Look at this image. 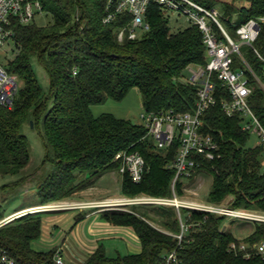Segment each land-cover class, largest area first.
I'll list each match as a JSON object with an SVG mask.
<instances>
[{
    "label": "trees",
    "instance_id": "16d2710c",
    "mask_svg": "<svg viewBox=\"0 0 264 264\" xmlns=\"http://www.w3.org/2000/svg\"><path fill=\"white\" fill-rule=\"evenodd\" d=\"M52 22L40 27L34 22L12 24L15 56L4 67L19 81L12 108L0 105V177H20L0 190H15L33 177L21 175L31 161L30 145L23 133L31 122L45 149L44 164L50 170L36 190V206L71 199L79 191L93 186L103 175L119 171L115 161L121 152L138 153L146 164L141 183L129 175H120L125 198L148 195L173 197L174 163L180 150L177 139L167 150L159 151L144 124L118 119L111 114L95 117L92 107L111 98L123 101L138 89L145 113L193 112L198 91L186 72L191 67H205L209 62L204 34L196 25L172 32L162 9L152 4L146 15L149 30L137 40L119 42L118 32L131 23L130 16L118 15L105 24L108 0H38ZM220 12V22L233 40L237 29L251 19L264 17V0H196ZM222 41L225 38L214 26ZM241 54L264 86V24L253 48L241 47ZM47 75L48 85L37 78L33 64ZM246 67L239 57L233 69ZM252 94L249 105L264 127V89L246 71ZM217 104L202 117V130L214 138L220 157L208 161L194 155V178L206 171L213 178L208 202L219 205L231 197L233 208L264 213V148L248 147L251 133L244 131L242 115L229 117L222 100L231 95L216 82ZM184 183L176 185L182 198ZM26 209V208H22ZM131 212L107 210L102 219L114 227L130 229L139 239L138 254L108 256L100 246L84 264H264L257 254L264 241V225L239 240L226 229L225 217L191 212L175 207L133 206ZM45 213L23 215L0 227V258L6 255L15 264H57V249L40 252L33 248L44 234ZM0 205V222L4 220ZM84 219L81 215L77 222ZM188 227L180 242L182 223ZM152 223L161 225L158 229ZM242 243L247 251H233L231 245ZM176 252V262L168 255ZM251 257L246 258L247 254Z\"/></svg>",
    "mask_w": 264,
    "mask_h": 264
},
{
    "label": "built area",
    "instance_id": "2783aa9c",
    "mask_svg": "<svg viewBox=\"0 0 264 264\" xmlns=\"http://www.w3.org/2000/svg\"><path fill=\"white\" fill-rule=\"evenodd\" d=\"M152 4L158 5L163 12L169 11L188 17L192 25L200 28L204 34V41L208 48L209 62L205 67L189 68V81L197 88L198 99L193 112L175 113H144L141 116L143 124L148 128V135L152 139L155 147L161 150L170 148L175 140L180 141V150L174 163L176 170L175 178L172 182L173 197L159 198L142 195L135 198H123L106 201L102 207L107 210L131 212L133 206L145 207H175L179 212L187 209L191 212H199L207 215L225 217L233 221L248 222L264 225V213L247 209L233 208L230 205H215L210 203L198 204L184 201L176 194V185L191 179L195 169L196 161L194 155L204 157L208 161H214L221 155L219 146L210 135L201 132L203 122L202 117L206 110L217 104L216 82L228 89L231 100H222V107L229 117L242 115L245 118L243 129L258 137V146L264 148V127L256 117L249 105V97L252 94L249 79L246 71H249L260 83L255 73L241 54V47L246 45L253 48L259 37L261 26L264 24V17L251 19L246 24L237 29V40H233L222 23L220 22V12L216 9H208L196 0H108L106 6L105 24L113 22L118 15L126 14L130 16L131 23L128 27L118 32L119 42L128 39L137 40L140 35L149 30L146 22V15ZM38 13H44L42 4L38 0H0V51L9 40L13 39L12 24L14 21L21 25H29L34 22ZM216 26L225 41H222L215 32ZM137 31H140L139 35ZM234 56L239 57L245 65V69L234 70ZM261 87L264 86L260 83ZM19 90V81L15 75L10 74L0 63V105L12 108ZM115 161L120 163V175H129L131 180L139 184L143 180L146 169L145 160L138 153L121 152L117 154ZM94 208L92 205H85L68 208L65 205H44L33 209L28 213L67 211L81 208ZM27 214V212L23 213ZM12 217L10 220L16 219ZM182 223V221H181ZM6 222L1 223L2 225ZM188 227L182 223V234L175 236L180 242ZM233 251H247L248 246L242 243L239 247L236 243L231 245ZM257 254L264 256V241L257 247ZM251 257L248 253L246 258ZM57 264H64L61 251L58 250L55 256ZM176 252L168 255L167 261L176 262ZM0 264H15V261L2 255Z\"/></svg>",
    "mask_w": 264,
    "mask_h": 264
},
{
    "label": "rangeland",
    "instance_id": "374dc122",
    "mask_svg": "<svg viewBox=\"0 0 264 264\" xmlns=\"http://www.w3.org/2000/svg\"><path fill=\"white\" fill-rule=\"evenodd\" d=\"M164 13L169 20V27L173 33L182 31L188 28L191 24L190 20L186 16L174 14L169 11H166ZM51 22H52L51 15L45 12L38 13L34 19V23L40 27L47 26ZM137 33L139 35L141 34L140 31H137ZM14 56H15V46L13 41L9 40L0 51V63L4 66L9 60H12ZM236 57L237 56H234V58ZM33 68L40 83L43 86L47 87L48 79L44 70L36 62L33 64ZM186 77L187 78L190 77L189 72H186ZM142 103H143V98L139 90L133 89L130 91L128 96L123 101H116L111 98H108L104 102L94 105L92 107V112L95 117H99L103 114H111L118 119L130 120L135 124H143V120L141 119V116L145 113V111L143 109ZM23 133L26 135L30 145L31 161L28 167L21 175L23 176V175L33 174L37 170L38 172L34 174L31 179H28L22 187L19 186V188H17L16 191L11 190V188L0 190V205H2L4 208V216H5L4 220H2L0 224L4 222H6L7 224L13 221V220L8 221V220H10L12 217H15L14 215H16V217L17 216L21 217L25 215L23 213L27 212V214H31L28 212H31L33 209H36V208H32V209L22 210V208L30 206V204L33 205V203L35 204L37 203V198H36L37 187L46 177L51 167L49 164H44L45 149L42 140L39 136L38 130L34 129V126L31 127V125L30 126L26 125L24 127ZM258 143H259L258 137L255 134H251L247 146L255 148L258 145ZM262 162H263L262 171L264 172V156L262 158ZM113 172L117 176L116 178L117 180L112 179L113 175L111 173ZM113 172L107 173L102 177H100L96 182L98 183V186L95 190L89 191L87 193L84 191L83 192L79 191L71 199L53 202L47 205L59 204V205H65L68 208L78 207L79 205L81 206L92 205L94 208L91 207L81 208L77 210H81V211L89 210V209H92V211L107 210V208L102 207L100 205H102L106 201L124 198L121 191L122 179L120 173L119 171H113ZM104 176L105 179H103ZM19 179L20 177H15V176L0 177V187L10 184L12 185ZM183 183H184V190H183L182 199L184 201L195 202L198 204L209 203L208 198H209V193L212 189L213 178L206 171H202L198 173L194 178L187 179ZM109 189L111 190V192L107 194L113 198L102 202L98 201V200H102V197L107 192V190L109 191ZM231 203H232V198L228 197L223 201V203L219 205L222 204L230 205ZM59 212H64V211H55V212L45 211L38 213H45V214L56 213L55 215H58L57 213ZM152 224L156 226L158 229L164 230L161 225L155 223ZM223 225L224 227H226L227 230L232 231L236 235V237L241 241L247 238L248 236H250L255 230V224L253 223L233 221L231 219H225ZM128 240L129 242H132V240H136V239L133 236ZM108 246H110V244ZM36 247L37 245L35 244L34 248ZM116 247L118 246H115L114 248ZM107 251H108L107 253L108 256L114 257L117 254H121V255L138 254L141 252V249L136 250L135 248L127 246L126 249L124 250L121 247H118L117 253L109 249H107Z\"/></svg>",
    "mask_w": 264,
    "mask_h": 264
},
{
    "label": "crops",
    "instance_id": "0c3cea01",
    "mask_svg": "<svg viewBox=\"0 0 264 264\" xmlns=\"http://www.w3.org/2000/svg\"><path fill=\"white\" fill-rule=\"evenodd\" d=\"M114 180L117 176L113 173ZM105 179V176L103 177ZM109 183V182H108ZM98 183H94L84 192L93 191L97 188ZM82 191V192H83ZM102 197L100 202L112 199L107 193ZM106 197V198H104ZM83 201V200H81ZM25 207L27 209L38 208L34 204ZM107 210L92 211L89 210H69L64 212L50 213L44 216V234L43 237L33 244L34 248L40 252H48L53 249L61 251L64 264H84L88 257L102 246L107 254L109 250L118 252V247L123 250L126 247H132L136 250L141 249L137 236L127 228L114 227L102 219V214ZM83 215L84 219L77 222V218ZM135 237L137 240L129 242V238ZM110 244V246H108ZM115 246H118L114 248ZM108 255V254H107Z\"/></svg>",
    "mask_w": 264,
    "mask_h": 264
},
{
    "label": "water",
    "instance_id": "95a60500",
    "mask_svg": "<svg viewBox=\"0 0 264 264\" xmlns=\"http://www.w3.org/2000/svg\"><path fill=\"white\" fill-rule=\"evenodd\" d=\"M31 127H33V124H32V122H31Z\"/></svg>",
    "mask_w": 264,
    "mask_h": 264
},
{
    "label": "bare ground",
    "instance_id": "6f19581e",
    "mask_svg": "<svg viewBox=\"0 0 264 264\" xmlns=\"http://www.w3.org/2000/svg\"><path fill=\"white\" fill-rule=\"evenodd\" d=\"M26 215V214H25ZM17 218H18V216H17Z\"/></svg>",
    "mask_w": 264,
    "mask_h": 264
}]
</instances>
